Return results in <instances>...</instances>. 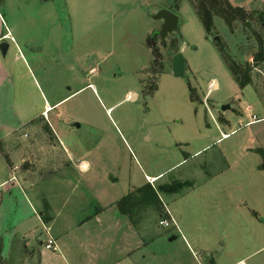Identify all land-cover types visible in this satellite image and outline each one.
I'll use <instances>...</instances> for the list:
<instances>
[{"label":"rangeland","instance_id":"1","mask_svg":"<svg viewBox=\"0 0 264 264\" xmlns=\"http://www.w3.org/2000/svg\"><path fill=\"white\" fill-rule=\"evenodd\" d=\"M166 1L0 0L2 32L12 33L49 102L61 100L49 113L58 114V134L40 117L0 142V181L11 176L3 149L20 151L16 162L26 167L14 173L25 193L12 182L1 187L0 264H19L46 240L38 220L45 201L66 198L58 224L70 227L95 213L92 196L113 202L108 211L117 213V200L158 173L153 186L190 185L161 194L163 217L139 212L133 224L143 244L134 264H264V69L253 68V84L241 88L213 37L241 64L252 62L256 40L241 23L231 28L220 18L207 35L190 0H179L176 10ZM228 1L264 11V0ZM162 8L178 17L163 41L161 20L152 18ZM256 13L250 23L262 32ZM149 39L160 55L153 68ZM18 47L11 44L8 55ZM177 52L182 76L171 69ZM253 114L258 120L247 123ZM65 147L90 168L75 187ZM168 213L177 228L159 225Z\"/></svg>","mask_w":264,"mask_h":264},{"label":"crops","instance_id":"2","mask_svg":"<svg viewBox=\"0 0 264 264\" xmlns=\"http://www.w3.org/2000/svg\"><path fill=\"white\" fill-rule=\"evenodd\" d=\"M3 19L0 14L2 25H4ZM2 40L8 42V48L5 55H2L0 51V142L7 140L15 131L24 129L27 125H34L35 120L40 117L45 118L49 126L58 134L55 125L58 114L50 118L49 113L61 100L49 102L39 86V80L33 75L26 56L19 50L14 36L10 31L2 32L0 28V41ZM11 44L18 47L13 56L8 55ZM213 83L216 85V82ZM223 120L227 121L224 118ZM64 150L72 160V170L75 171V174L67 178V181L69 185L75 187L78 182H82L81 175L89 172L90 168L84 161H81L84 163L83 166L79 162H73L74 153L67 148ZM19 154L20 151L12 152L11 149H3L4 159L7 168L11 171V176L9 180L0 181V189L7 182H12V186H18L22 192H26L22 187L24 180L21 174L19 173V176L14 174L19 165L23 169L26 168L25 165L16 162ZM160 176L161 173L145 175V180L148 177L156 178V181L160 179ZM2 192L1 189L0 197ZM58 202L52 204L47 200L45 201L46 209L41 206L42 210L38 211V220L42 224L46 239L48 236L53 237L57 249L45 248V240L38 239L39 245L32 248L31 252L26 245L24 246L28 253L26 258L20 259L19 264H124L126 259H129V264H134L131 258L143 241L137 227L126 215L121 214L120 211L117 213L108 211V205L112 207L113 202L106 203L101 198L92 196L93 204L96 203L99 206L95 213L86 218H78L70 227L58 224L59 218L66 215L64 209L67 204L66 198ZM66 213L68 218L74 215L71 210Z\"/></svg>","mask_w":264,"mask_h":264},{"label":"trees","instance_id":"3","mask_svg":"<svg viewBox=\"0 0 264 264\" xmlns=\"http://www.w3.org/2000/svg\"><path fill=\"white\" fill-rule=\"evenodd\" d=\"M166 2L170 4V9L176 10L179 0H167ZM190 3L193 5L207 35H211L215 31V18L222 19L231 28H233L235 22H239L252 32V36H254L257 43V49L251 53L252 62L247 59L244 64H241L229 54L222 43H217V46L221 57L238 86L242 88L248 84H253L252 69L258 67L259 72L264 69V27L261 26L264 22V11L249 12L240 6H233L228 0H190ZM255 13L260 22L262 32L253 29L250 23ZM247 37L249 38V36ZM148 44L152 48L153 60L151 68H153L157 64L160 55L154 45H151L150 39ZM155 89L156 84L148 87L147 93H152ZM189 97L191 101L198 100L195 95V88L192 86H189ZM259 151L262 156L259 168L264 169V150L260 149ZM189 185L188 181L180 180L160 183L157 186L144 183L128 191L116 204L120 213L126 215L132 223L136 222L135 218L139 215V212L147 208L155 210L159 216L163 217L161 194L179 193L183 187ZM209 264L215 263L210 262Z\"/></svg>","mask_w":264,"mask_h":264},{"label":"water","instance_id":"4","mask_svg":"<svg viewBox=\"0 0 264 264\" xmlns=\"http://www.w3.org/2000/svg\"><path fill=\"white\" fill-rule=\"evenodd\" d=\"M152 18L155 20H161L160 29L158 31L161 41L165 40L168 33L174 32L178 24L177 15L165 8L159 9L152 15ZM262 26L264 27V22L262 23ZM213 39L217 43L220 41V38L217 35L214 36ZM163 46H165L164 42ZM7 48L8 42L5 40L0 41V51L2 55L6 54ZM171 69L175 76H182L184 74V58L181 53L177 52L172 56ZM75 125V123H71V126ZM262 221L264 222V218H262Z\"/></svg>","mask_w":264,"mask_h":264},{"label":"built area","instance_id":"5","mask_svg":"<svg viewBox=\"0 0 264 264\" xmlns=\"http://www.w3.org/2000/svg\"><path fill=\"white\" fill-rule=\"evenodd\" d=\"M257 120H258V118L253 114L252 119L248 123H252V122H255ZM147 181L152 183L155 180L147 177ZM0 194H1V189H0ZM158 223H159V225L164 226V227L174 226L177 228V224H176L175 220L170 216V214H169L168 218H161ZM44 247L47 249L56 250L57 246H56L55 239L51 236H48V238L44 242Z\"/></svg>","mask_w":264,"mask_h":264}]
</instances>
